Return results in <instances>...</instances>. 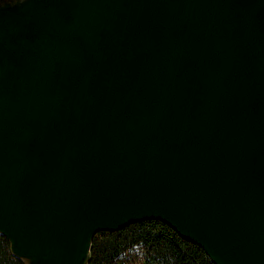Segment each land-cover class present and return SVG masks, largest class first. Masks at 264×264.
<instances>
[{
	"label": "water",
	"instance_id": "obj_1",
	"mask_svg": "<svg viewBox=\"0 0 264 264\" xmlns=\"http://www.w3.org/2000/svg\"><path fill=\"white\" fill-rule=\"evenodd\" d=\"M158 218L216 264H264V0L0 4V231L88 264Z\"/></svg>",
	"mask_w": 264,
	"mask_h": 264
},
{
	"label": "trees",
	"instance_id": "obj_2",
	"mask_svg": "<svg viewBox=\"0 0 264 264\" xmlns=\"http://www.w3.org/2000/svg\"><path fill=\"white\" fill-rule=\"evenodd\" d=\"M138 247L136 264H216L197 243L183 237L166 222L147 218L117 230H99L92 238L88 264H122L126 252ZM0 231V264H24Z\"/></svg>",
	"mask_w": 264,
	"mask_h": 264
},
{
	"label": "rangeland",
	"instance_id": "obj_3",
	"mask_svg": "<svg viewBox=\"0 0 264 264\" xmlns=\"http://www.w3.org/2000/svg\"><path fill=\"white\" fill-rule=\"evenodd\" d=\"M7 0H0V4L4 3ZM140 257V250L138 247H133L129 249L126 254L123 256L122 264H136Z\"/></svg>",
	"mask_w": 264,
	"mask_h": 264
}]
</instances>
